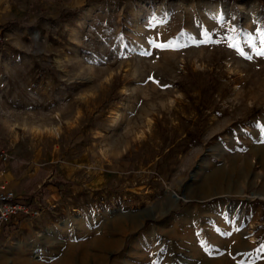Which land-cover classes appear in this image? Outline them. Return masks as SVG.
I'll return each mask as SVG.
<instances>
[{
	"label": "rangeland",
	"instance_id": "rangeland-1",
	"mask_svg": "<svg viewBox=\"0 0 264 264\" xmlns=\"http://www.w3.org/2000/svg\"><path fill=\"white\" fill-rule=\"evenodd\" d=\"M0 26L2 165L50 193L0 264H264V0H0Z\"/></svg>",
	"mask_w": 264,
	"mask_h": 264
},
{
	"label": "built area",
	"instance_id": "built-area-1",
	"mask_svg": "<svg viewBox=\"0 0 264 264\" xmlns=\"http://www.w3.org/2000/svg\"><path fill=\"white\" fill-rule=\"evenodd\" d=\"M11 159L9 153L5 150L0 152V161L7 163ZM39 214V209L32 210L28 203L21 201L15 191L0 185V225H5L11 219L19 217H33Z\"/></svg>",
	"mask_w": 264,
	"mask_h": 264
},
{
	"label": "trees",
	"instance_id": "trees-1",
	"mask_svg": "<svg viewBox=\"0 0 264 264\" xmlns=\"http://www.w3.org/2000/svg\"><path fill=\"white\" fill-rule=\"evenodd\" d=\"M6 29V26H0V30ZM3 163L0 162V172H2L5 169V166L2 165ZM39 181L36 176L29 178L27 181H25L17 191H15L18 198H21L23 202H27L28 206L34 210L36 209L35 204V194L37 192H41L43 194L44 198H48L50 196L49 191L47 190V185L42 184L39 189L35 191V187L39 184ZM54 186L59 187H70L72 185V182L70 181H64V180H54L51 182ZM28 218V217H26ZM25 218L19 220L18 222H15L14 219H11L8 223H6L3 226V234L5 237H9L13 232H15L18 229V225L24 220Z\"/></svg>",
	"mask_w": 264,
	"mask_h": 264
},
{
	"label": "snow or ice",
	"instance_id": "snow-or-ice-1",
	"mask_svg": "<svg viewBox=\"0 0 264 264\" xmlns=\"http://www.w3.org/2000/svg\"><path fill=\"white\" fill-rule=\"evenodd\" d=\"M262 36H264V32L261 33ZM206 41H201V43H205ZM261 43L264 44V39L261 40ZM149 44V48L142 51L140 53V55L142 56H151L153 55L152 51L150 50L151 48H155L157 50H167V49H175V48H179L182 45H180L179 43L175 42L174 40H167V41H160L159 37L153 38L151 40L148 41ZM231 47H235V45H230ZM242 55H245V53H241ZM257 55L260 56H264V48H262L259 52H257ZM247 59H252L251 56H247ZM150 81H153L157 84H159L158 81H154L153 77H149L148 78ZM161 87L163 88H167L170 87V85H161ZM222 235L224 236H231L232 233L231 232H223ZM260 251H264V245L261 246Z\"/></svg>",
	"mask_w": 264,
	"mask_h": 264
},
{
	"label": "crops",
	"instance_id": "crops-1",
	"mask_svg": "<svg viewBox=\"0 0 264 264\" xmlns=\"http://www.w3.org/2000/svg\"><path fill=\"white\" fill-rule=\"evenodd\" d=\"M31 176L32 175H28V176L22 175L20 172L15 173V171L11 167L9 168L8 166H5V169L2 172H0V185H4L8 189L17 191L19 187ZM38 187H40V185H38ZM255 193L258 194L256 196H259V197H261L259 194H263L262 192H259V191ZM36 209H39V208L36 206ZM21 219H23V217L14 218L15 222H18ZM24 221L25 219L20 224H22Z\"/></svg>",
	"mask_w": 264,
	"mask_h": 264
},
{
	"label": "water",
	"instance_id": "water-1",
	"mask_svg": "<svg viewBox=\"0 0 264 264\" xmlns=\"http://www.w3.org/2000/svg\"><path fill=\"white\" fill-rule=\"evenodd\" d=\"M173 196H174L175 198H177V199L179 198L176 194H174Z\"/></svg>",
	"mask_w": 264,
	"mask_h": 264
},
{
	"label": "bare ground",
	"instance_id": "bare-ground-1",
	"mask_svg": "<svg viewBox=\"0 0 264 264\" xmlns=\"http://www.w3.org/2000/svg\"><path fill=\"white\" fill-rule=\"evenodd\" d=\"M255 195H257V194H255ZM134 226H135V225H134ZM134 226H133V227H134ZM123 230H124V229H123ZM109 245H110V244H109Z\"/></svg>",
	"mask_w": 264,
	"mask_h": 264
}]
</instances>
